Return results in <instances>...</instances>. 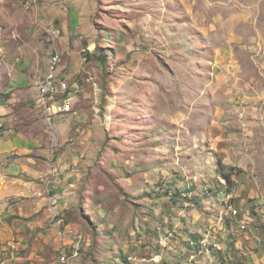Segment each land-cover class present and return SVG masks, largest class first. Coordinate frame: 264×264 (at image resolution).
<instances>
[{
    "label": "rangeland",
    "instance_id": "374dc122",
    "mask_svg": "<svg viewBox=\"0 0 264 264\" xmlns=\"http://www.w3.org/2000/svg\"><path fill=\"white\" fill-rule=\"evenodd\" d=\"M8 14L12 27L0 24L11 41L5 49L28 39L27 47L49 49V59L58 53L73 96L72 113L50 129L33 99L18 108L17 127L50 145L53 180L67 189L69 235L53 236L48 224L43 264L68 257L75 234L82 240L71 264H264L239 229L256 196L264 211V0H0V18ZM51 27L58 37L46 33ZM207 95L220 102L227 126L219 125L213 163L199 173L174 152L191 153L196 142L178 139L179 125L168 121L188 113L181 131L204 132L199 102ZM221 177L237 220L214 203L224 195ZM30 251L14 257L27 260Z\"/></svg>",
    "mask_w": 264,
    "mask_h": 264
},
{
    "label": "crops",
    "instance_id": "0c3cea01",
    "mask_svg": "<svg viewBox=\"0 0 264 264\" xmlns=\"http://www.w3.org/2000/svg\"><path fill=\"white\" fill-rule=\"evenodd\" d=\"M8 13H11V9H8ZM11 22L12 19L9 14L0 18V24H4L6 28L12 27ZM4 31L5 34L2 33L0 27V49H4L0 53V264L2 262L4 264H43L44 249L51 250L49 232L43 235L45 228L48 229V224L51 223V216L48 211L50 190L52 194L59 196V205L64 213L66 201L62 199V194H65L67 189H62L64 184L53 180L54 172L50 165V145L46 147L45 139L42 140L31 134L29 130L28 132L20 130L17 126L23 122V119L19 116L18 108L24 106V103L29 99H33L34 112L40 114V117L43 118V110L37 102V97L39 86L48 70V67L46 70H44V67L48 66L50 51L49 49L45 50L39 41L33 42V48L31 46L27 47V45H30L28 39H20L15 50H6L5 47L8 43L11 44V41L9 34H6V30ZM11 36L13 38L17 37L15 32ZM3 96H6V98ZM199 104L200 111L206 118V122L205 120L201 122V124L205 122L203 125L204 132L200 130L199 135L193 136L190 135L191 133L181 131L180 125L185 123L186 120L189 122L192 120L187 118L191 116L188 113L178 112L175 115L173 114L168 122L174 126L179 125L178 130L180 131H177V135L183 137L178 139L188 141L192 139L196 142L191 153L185 152L182 148H176L177 150L174 148V152L178 151V156L187 158V161L191 164V167L188 168H195L194 171L203 173L206 171L207 165L213 163L214 152H216V139L219 137L222 126L226 131L227 122H223L225 118L221 117L225 116L219 108L220 102L215 104L207 95V98L202 99ZM190 109L193 110L194 106ZM240 114V111H238L237 118L245 121V117H240ZM208 120H210L211 126H218V130L215 126L208 129ZM246 124L249 126L250 123L246 121ZM215 134H217V138L214 137ZM221 139L223 138L220 137L219 140ZM205 145H208L212 151H207L204 148ZM222 147L225 149V144ZM205 155L207 156L202 161L199 156ZM222 163L227 164L224 161ZM181 166L178 165V167ZM202 166L205 170L201 168ZM180 169L185 171L186 168ZM223 178H220L221 183L217 184L216 189L219 194L223 193L224 195L223 197L219 195V200L217 199V202L214 203H222L224 207V203L227 198H230V194L225 190L226 180ZM256 197L257 201L252 203L254 209L252 208L248 215H243L239 222L247 221L252 226L257 224L261 226L260 232L254 231L252 226H249L246 231L252 237L249 244L260 247L259 255L261 256L257 255L258 257H256L259 261H262L264 259V211L261 209L262 207L259 209V203L262 201L259 200V196ZM222 219V217L219 219L220 222ZM223 227V235L226 237L227 227L225 223ZM53 229L54 232L52 229L50 231L55 236L57 228L53 227ZM63 230L66 233V229L63 228ZM68 235L64 237L66 238ZM31 236H37L35 239L38 237L43 238L45 245H38V241H35V239L25 240L26 237ZM59 246L60 244L52 249H57ZM26 247L31 250L28 259L24 260L21 257L16 259L14 251L17 249L22 251Z\"/></svg>",
    "mask_w": 264,
    "mask_h": 264
},
{
    "label": "built area",
    "instance_id": "2783aa9c",
    "mask_svg": "<svg viewBox=\"0 0 264 264\" xmlns=\"http://www.w3.org/2000/svg\"><path fill=\"white\" fill-rule=\"evenodd\" d=\"M31 3L34 4V1H31ZM46 33L53 38L60 35L59 30L53 27L47 29ZM1 50L2 49H0V53ZM59 63V54H52L49 60L47 73L39 86V94L37 97V102L43 110V117L48 129L51 128L55 118L69 115L70 113H72L73 109V99L71 92L69 91L67 82L64 79H61L58 74ZM240 117H242V114H240ZM59 199L60 198L57 195H52L49 197L48 211L51 216V224L53 225V227L57 228V234L60 237H64L67 235V233L62 230L63 210L59 205ZM224 204V208L227 213H229L230 218L235 220L239 218V211L231 203L230 198H227ZM249 225L251 224H249L247 221H241L239 222V229L246 231ZM252 229L256 232H259L260 230L258 225L252 226ZM74 240L75 246H71V249L73 250L72 253L68 257H66L65 255L61 256L59 258L60 264H71V259L78 256V243H80V241L82 240V236L80 234H75ZM214 246L219 247L218 244H215ZM2 264H4V262H2Z\"/></svg>",
    "mask_w": 264,
    "mask_h": 264
},
{
    "label": "trees",
    "instance_id": "16d2710c",
    "mask_svg": "<svg viewBox=\"0 0 264 264\" xmlns=\"http://www.w3.org/2000/svg\"><path fill=\"white\" fill-rule=\"evenodd\" d=\"M99 61H100V63L102 64V65H104L105 63H106V58L104 57V56H101L100 58H99ZM258 225V224H257ZM259 226V228H260V230H259V232L261 231V226L260 225H258ZM263 234H264V231H263Z\"/></svg>",
    "mask_w": 264,
    "mask_h": 264
}]
</instances>
